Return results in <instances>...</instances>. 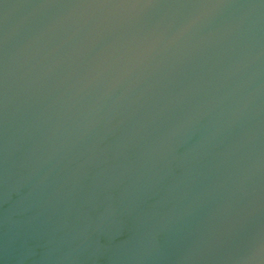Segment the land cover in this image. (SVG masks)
Segmentation results:
<instances>
[{"label":"water","instance_id":"water-1","mask_svg":"<svg viewBox=\"0 0 264 264\" xmlns=\"http://www.w3.org/2000/svg\"><path fill=\"white\" fill-rule=\"evenodd\" d=\"M0 264H264V0H0Z\"/></svg>","mask_w":264,"mask_h":264}]
</instances>
